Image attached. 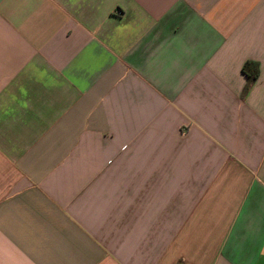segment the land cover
<instances>
[{"label":"crops","instance_id":"0c3cea01","mask_svg":"<svg viewBox=\"0 0 264 264\" xmlns=\"http://www.w3.org/2000/svg\"><path fill=\"white\" fill-rule=\"evenodd\" d=\"M0 264H264V0H0Z\"/></svg>","mask_w":264,"mask_h":264},{"label":"trees","instance_id":"16d2710c","mask_svg":"<svg viewBox=\"0 0 264 264\" xmlns=\"http://www.w3.org/2000/svg\"><path fill=\"white\" fill-rule=\"evenodd\" d=\"M244 74L248 79L247 86L244 90V95L248 92L251 85L258 79L260 75L259 65L255 62H247L243 68Z\"/></svg>","mask_w":264,"mask_h":264}]
</instances>
